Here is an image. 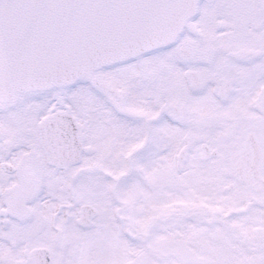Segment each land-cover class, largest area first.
<instances>
[{"label":"snow or ice","instance_id":"obj_1","mask_svg":"<svg viewBox=\"0 0 264 264\" xmlns=\"http://www.w3.org/2000/svg\"><path fill=\"white\" fill-rule=\"evenodd\" d=\"M0 264H264V0H0Z\"/></svg>","mask_w":264,"mask_h":264}]
</instances>
